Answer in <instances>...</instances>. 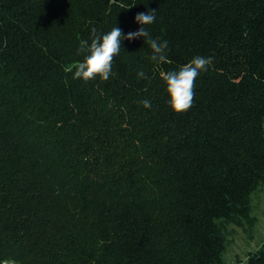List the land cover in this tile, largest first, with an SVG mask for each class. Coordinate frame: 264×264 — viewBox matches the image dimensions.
<instances>
[{
  "label": "trees",
  "instance_id": "trees-1",
  "mask_svg": "<svg viewBox=\"0 0 264 264\" xmlns=\"http://www.w3.org/2000/svg\"><path fill=\"white\" fill-rule=\"evenodd\" d=\"M149 10L165 62L122 39L107 81L73 78L81 41ZM198 56L176 113L163 74ZM263 123L264 0H0V264H223L224 226L255 223Z\"/></svg>",
  "mask_w": 264,
  "mask_h": 264
},
{
  "label": "clouds",
  "instance_id": "clouds-1",
  "mask_svg": "<svg viewBox=\"0 0 264 264\" xmlns=\"http://www.w3.org/2000/svg\"><path fill=\"white\" fill-rule=\"evenodd\" d=\"M156 10H149L137 13L135 22L140 25L139 29L122 34L119 27L113 28L109 33L102 37H96L89 46L87 41H81L79 51L87 50L90 54L82 63L76 66L73 78H81L88 82L99 77L103 81H107L112 71V62L114 57L121 49V40L133 41L138 38L147 39V43L152 49L153 55L150 57L153 61L165 62L166 50L168 49V41H161L159 38L153 39L146 29V25H150L156 20ZM212 63V58L195 57L190 63L182 66L178 72H168L163 74V79L167 84V92L170 96V105L176 113H184L193 106L194 101V82L201 71H207L208 66ZM138 76L144 77L143 72ZM145 108L151 107L149 100H144Z\"/></svg>",
  "mask_w": 264,
  "mask_h": 264
},
{
  "label": "rangeland",
  "instance_id": "rangeland-1",
  "mask_svg": "<svg viewBox=\"0 0 264 264\" xmlns=\"http://www.w3.org/2000/svg\"><path fill=\"white\" fill-rule=\"evenodd\" d=\"M264 128V123H263ZM251 215L255 219L252 227L233 224L224 226L226 239L223 264H245L249 252H254L264 243V186L251 195Z\"/></svg>",
  "mask_w": 264,
  "mask_h": 264
}]
</instances>
